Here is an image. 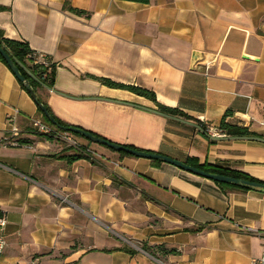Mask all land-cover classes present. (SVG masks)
Here are the masks:
<instances>
[{
	"label": "crops",
	"instance_id": "obj_1",
	"mask_svg": "<svg viewBox=\"0 0 264 264\" xmlns=\"http://www.w3.org/2000/svg\"><path fill=\"white\" fill-rule=\"evenodd\" d=\"M0 31L55 64L53 87L35 94L66 125L264 182V0H0ZM98 78L152 91L215 127L228 112L255 136L211 141L194 121ZM38 118L0 62V139L16 129L29 141L0 146V264H250L260 255L263 193L222 189L82 137L73 136L80 149L39 138L30 132ZM132 243L174 252L120 249Z\"/></svg>",
	"mask_w": 264,
	"mask_h": 264
},
{
	"label": "trees",
	"instance_id": "obj_2",
	"mask_svg": "<svg viewBox=\"0 0 264 264\" xmlns=\"http://www.w3.org/2000/svg\"><path fill=\"white\" fill-rule=\"evenodd\" d=\"M123 1L135 2V3H141V4H145L148 2V0H123ZM68 10L70 12H72L74 14H78V15L85 14V12L71 8V7H68ZM0 47L3 48V50L10 55L11 59L14 61L15 65H16L20 75L27 82L29 88L34 93H36V90L39 88L51 89L53 87L54 80H55L56 66L54 63H52L50 61V59L47 56L42 55L43 58L49 62L48 65L46 66L38 60L39 59L38 57L41 54L32 50L26 41L6 38V37H4V35L1 31H0ZM0 62L3 63L9 69L8 65L3 60L1 55H0ZM98 81L101 84H103L104 86H107L110 88L127 90V91H129L135 95L141 96L143 98H146V99L152 101L154 103V105L156 106L157 111L161 114H164L167 116L181 117L185 120L194 121L191 117L185 115L184 113L178 111L177 109L165 107V106L159 104L156 101L155 95L152 91H149V90H146V89H143L140 87H136V86L118 84V83H115V82H113L109 79H105V78H98ZM17 82L19 83L20 87L23 90L27 91L26 87L22 83H20L18 80H17ZM38 101L41 102L40 99H38ZM41 103L43 104V106L45 107L47 112L54 119V121L56 122V124L58 126H61L63 128L70 127V126L66 125L65 123H63L62 121H60L59 119H57L52 114V112L50 111V109L47 107L46 104H44L43 102H41ZM37 110H38L39 114L41 115L42 120L45 123L53 126L52 124H50L47 121V119L44 117V115L42 114V112L39 110L38 107H37ZM228 116H229V113L228 112L225 113L223 115L222 119L220 120L219 125L216 127L221 133L224 134V136H229V137H249V136L251 137V136H255V134L250 132L246 127L227 122L226 118ZM194 122L205 133V124L203 122H200V121H194ZM53 127L58 132H66L62 129H59L58 127H55V126H53ZM30 132H32V131H30ZM32 134L38 136L39 138H44V139H51L52 138L50 136H44V135H40V134H36V133H32ZM70 134H72L75 137H80L79 135H76L73 133H70ZM90 134H92L96 137H99L93 133H90ZM99 138H101V137H99ZM2 140H3V138L0 139V142ZM17 141L19 142V144H28L29 145V141L22 138V137L18 138ZM211 141H213V140H211ZM123 146L130 148V149H135L131 146H127V145H123ZM77 148L80 149V147H77ZM136 150H139V149H136ZM145 152L152 153L150 151H145ZM118 153L121 156H128V154L123 153V152H118ZM79 158H81V155H76V156L70 157L71 160H76ZM152 162L155 165L160 163L159 161H152ZM185 163L191 167L202 170L204 172L264 184L263 181L255 179V178H253V177H251V176H249L243 172H240V171L231 170L229 168L215 166V165L200 164V163H198L197 159H195V158H187ZM214 183L219 188H222V189L239 190V191H247L248 190V189H244V188H240V187H236V186H231V185H227V184H223V183H218V182H214ZM120 249L131 254V255H133L137 252L134 249H131V248L126 247V246H123ZM141 249L143 251L147 252L148 254L153 255V256L155 255L156 252H160V254H162V255H165L166 253L174 252L173 250H166L162 246L151 247V246H148L146 244H141Z\"/></svg>",
	"mask_w": 264,
	"mask_h": 264
},
{
	"label": "water",
	"instance_id": "obj_3",
	"mask_svg": "<svg viewBox=\"0 0 264 264\" xmlns=\"http://www.w3.org/2000/svg\"><path fill=\"white\" fill-rule=\"evenodd\" d=\"M0 55L2 56L3 60L8 65L9 69L11 70V72L13 73L15 78L26 87L27 92L31 96V98L34 101V103L36 104V106L42 112L44 117L53 126L58 127L59 129H62L66 132L79 135L80 137L88 140L89 142L107 147V148L114 150L116 152H123V153H126V154L134 156V157H140V158H145V159H149V160H153V161H159L162 163H167V164L175 166V167H177L183 171L189 172L191 174H194V175L206 178V179H210L214 182L223 183V184H227V185H231V186H236V187H240V188H244V189H248V190H253V191H257V192L264 194V184H261V183L251 182V181H247V180H243V179H236V178H232V177H226V176H222V175L204 172L202 170H199V169H196L194 167L187 165L185 162L178 161V160L169 158L167 156H163V155H160L157 153H148V152L136 150V149H130V148L124 147L122 145L111 143L105 139L96 137V136L90 134L89 132L84 131L80 128L71 127V126L63 128L61 126H58L56 124V122L54 121V119L47 112V110L45 109L43 104L38 101V99L36 98V94L29 88L27 82L22 78V76L20 75L14 61L11 59L10 55L7 52H5L3 50V48H1V47H0ZM191 125L194 127H198L194 123H192Z\"/></svg>",
	"mask_w": 264,
	"mask_h": 264
},
{
	"label": "built area",
	"instance_id": "obj_4",
	"mask_svg": "<svg viewBox=\"0 0 264 264\" xmlns=\"http://www.w3.org/2000/svg\"><path fill=\"white\" fill-rule=\"evenodd\" d=\"M38 58H39L38 60L42 64L46 66L48 65L49 62L45 60L42 55H40ZM205 74L207 75L206 69H205ZM30 131H32L31 133H36V134L56 138L66 146L78 147V144L76 143V140L74 139L72 134H70L69 132L56 131V129L53 126L45 123L41 118L32 119L30 121ZM205 134L211 140L224 136V134L221 133L215 126L209 124H205ZM21 136L22 134H20L19 131H17L16 129H12L11 131H9L7 136L3 137V140L0 142V146L29 147L28 144H19L17 139L21 138ZM81 152H83L85 155L88 154V151L86 149L81 150ZM6 222H7L6 213L0 207V257L2 256L6 246V242L3 235V230L6 225ZM140 251L143 250L141 249ZM250 264H264V243L261 246L260 255L258 257L253 258Z\"/></svg>",
	"mask_w": 264,
	"mask_h": 264
},
{
	"label": "rangeland",
	"instance_id": "obj_5",
	"mask_svg": "<svg viewBox=\"0 0 264 264\" xmlns=\"http://www.w3.org/2000/svg\"><path fill=\"white\" fill-rule=\"evenodd\" d=\"M125 246H126V247H129V248H131V249H134L135 251H138V249L141 250V245H138V244H136V243L126 244ZM144 252H145V251H144ZM146 253H147V252H146Z\"/></svg>",
	"mask_w": 264,
	"mask_h": 264
}]
</instances>
